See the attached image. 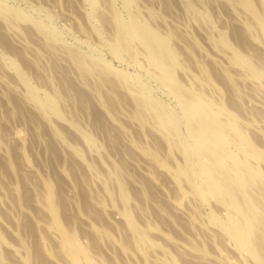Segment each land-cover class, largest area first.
Returning <instances> with one entry per match:
<instances>
[{
	"label": "rangeland",
	"instance_id": "1",
	"mask_svg": "<svg viewBox=\"0 0 264 264\" xmlns=\"http://www.w3.org/2000/svg\"><path fill=\"white\" fill-rule=\"evenodd\" d=\"M1 1L28 15L0 12L3 264H74L63 230L75 232L98 264H259L228 233L230 217L242 216L216 194H198L205 180L173 89L177 82L189 99L202 98L225 121L232 117L251 143L240 146L239 133L223 128L229 151L264 178V75L235 56L239 51L264 70V30L242 0ZM252 1L264 12V0ZM132 19L166 40L173 80L138 37L124 38L114 53L121 23ZM77 54L96 67L86 72ZM27 81L55 96L59 113L40 109ZM141 99L159 101L176 116L175 126L149 108L142 121ZM218 157L223 172L236 173L231 154ZM49 187L59 225L46 204ZM249 192L261 215L262 185ZM125 209L145 243L137 242Z\"/></svg>",
	"mask_w": 264,
	"mask_h": 264
},
{
	"label": "bare ground",
	"instance_id": "2",
	"mask_svg": "<svg viewBox=\"0 0 264 264\" xmlns=\"http://www.w3.org/2000/svg\"><path fill=\"white\" fill-rule=\"evenodd\" d=\"M242 2L254 13L257 21L262 24L264 30V12H259L252 0H242ZM0 12L8 19H28L27 13L20 9L5 5L1 0ZM45 35L50 41L58 38L56 32H45ZM130 36L138 37L144 43L146 55L149 60L158 67L164 76L173 80V71L167 61L168 59L175 61L173 51L166 43L165 39H162L154 30L138 19H132L130 22L121 23L118 38L112 47L114 53H120L123 47L121 41ZM74 56L79 65H81L86 72L92 71L96 67V65L88 63L81 54ZM235 56L240 62L249 64L257 74L264 75V70L259 69L250 58L242 56L239 51L235 52ZM12 65L18 69L23 79H27L26 74L19 70V66L16 62H13ZM173 89L183 103L187 125L194 138L193 150L198 158L199 171L205 180L203 183L204 185L198 187L199 196L205 197L208 192H212L216 194L220 200L225 201L231 209L236 210L242 216H239L240 218L234 217L233 215L230 217L228 233L235 240L237 245L244 248L259 262V264H264V213L260 215L262 211L259 205H257V207L251 205L253 198L249 192V188L256 183L262 185L264 189V178L260 170L249 168L245 160L238 159L229 151V137L225 135L223 128H230L234 133H239V144L242 147H246L248 143H251L250 140L240 133L238 125L232 117L227 118V121H225L222 115L219 116L218 112L213 111L211 105L202 98L193 99L194 96L192 94L191 99H189L185 94L183 86H180L177 82H174ZM28 94L43 111H54L59 113L55 96L40 93L30 85V83H28ZM137 105V115L142 121L147 120L146 109L149 108L152 111L155 110L159 117L171 124V126H175L177 123L176 116L168 113L161 103L155 99H149L148 101H143L141 99L137 101ZM218 152H227L231 154L234 167L236 168L235 174L223 172L224 168L220 166ZM256 152L260 153L261 151L258 149ZM205 158H209L216 162L218 164V171L222 173V175L217 173ZM185 169L188 172H192L193 168L191 163H188ZM45 199L47 206L52 212L53 220L59 225L60 222L58 217H56V206L52 201L50 187ZM127 199L128 196L125 193L124 200L126 201ZM257 202L259 201L257 200ZM250 211L254 213H249ZM124 214L134 231L137 242L145 243L147 237L132 219L130 211L125 209ZM252 219H257L256 221L260 224L261 230L257 232L254 231ZM63 232L64 248L74 264H98L89 250L80 242L75 232L64 230ZM253 235L254 239L252 240ZM0 264H3L1 254Z\"/></svg>",
	"mask_w": 264,
	"mask_h": 264
}]
</instances>
